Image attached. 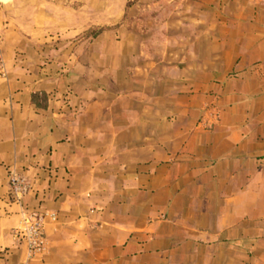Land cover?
<instances>
[{
  "label": "crops",
  "instance_id": "0c3cea01",
  "mask_svg": "<svg viewBox=\"0 0 264 264\" xmlns=\"http://www.w3.org/2000/svg\"><path fill=\"white\" fill-rule=\"evenodd\" d=\"M0 31V264H264V0H0Z\"/></svg>",
  "mask_w": 264,
  "mask_h": 264
},
{
  "label": "built area",
  "instance_id": "2783aa9c",
  "mask_svg": "<svg viewBox=\"0 0 264 264\" xmlns=\"http://www.w3.org/2000/svg\"><path fill=\"white\" fill-rule=\"evenodd\" d=\"M2 34L0 31V42ZM213 118L216 120L217 112L214 110ZM10 194L15 199H20L22 195L30 190L28 182L16 172L9 173ZM56 214L47 210H25L22 212L21 220L15 228L13 234L25 247L30 257L44 254L46 250V237L44 228L47 220L55 221Z\"/></svg>",
  "mask_w": 264,
  "mask_h": 264
},
{
  "label": "trees",
  "instance_id": "16d2710c",
  "mask_svg": "<svg viewBox=\"0 0 264 264\" xmlns=\"http://www.w3.org/2000/svg\"><path fill=\"white\" fill-rule=\"evenodd\" d=\"M89 34L93 35V34H96V32H94V31H90ZM31 98H32V100H33L34 102H37V101H36L37 98L44 99V97H43L42 95H38V94H32Z\"/></svg>",
  "mask_w": 264,
  "mask_h": 264
}]
</instances>
